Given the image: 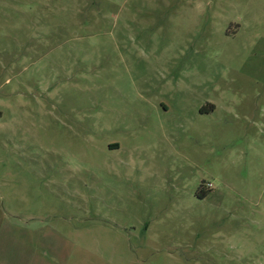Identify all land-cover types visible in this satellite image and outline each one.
Segmentation results:
<instances>
[{
    "label": "rangeland",
    "instance_id": "1",
    "mask_svg": "<svg viewBox=\"0 0 264 264\" xmlns=\"http://www.w3.org/2000/svg\"><path fill=\"white\" fill-rule=\"evenodd\" d=\"M0 264H264V0H0Z\"/></svg>",
    "mask_w": 264,
    "mask_h": 264
},
{
    "label": "trees",
    "instance_id": "2",
    "mask_svg": "<svg viewBox=\"0 0 264 264\" xmlns=\"http://www.w3.org/2000/svg\"><path fill=\"white\" fill-rule=\"evenodd\" d=\"M199 194H200V196H201L202 198H204V197L207 196V193H204V190H201V191L199 192Z\"/></svg>",
    "mask_w": 264,
    "mask_h": 264
}]
</instances>
